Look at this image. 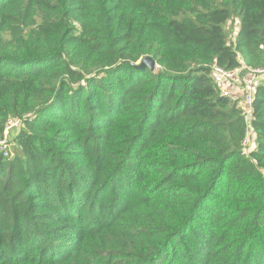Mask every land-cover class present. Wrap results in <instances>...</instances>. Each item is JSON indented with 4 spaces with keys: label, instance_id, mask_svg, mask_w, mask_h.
Here are the masks:
<instances>
[{
    "label": "trees",
    "instance_id": "trees-1",
    "mask_svg": "<svg viewBox=\"0 0 264 264\" xmlns=\"http://www.w3.org/2000/svg\"><path fill=\"white\" fill-rule=\"evenodd\" d=\"M215 65L264 71V0H0V264H264V82Z\"/></svg>",
    "mask_w": 264,
    "mask_h": 264
},
{
    "label": "built area",
    "instance_id": "built-area-1",
    "mask_svg": "<svg viewBox=\"0 0 264 264\" xmlns=\"http://www.w3.org/2000/svg\"><path fill=\"white\" fill-rule=\"evenodd\" d=\"M242 70H237L233 72L226 71L222 69L221 67L215 65L212 67L211 70V77L213 79L214 84L216 85L217 89L221 92V94L225 97L234 99L236 97L239 98V95H234L232 92V86H234V83H232L234 80L238 79L241 76ZM264 71H251L249 74L250 77L248 79H243L242 83V108L244 110V113L248 117L251 113V106L252 102L255 97L256 88L260 82L259 74H263ZM13 126H19L20 129L22 127L21 120H12L5 131V136L3 139L0 138V150L4 153V156H7V149H8V134L9 130ZM247 144H250V140L246 141L244 143V147L247 148ZM251 146L253 144L251 143ZM249 147V146H248Z\"/></svg>",
    "mask_w": 264,
    "mask_h": 264
},
{
    "label": "rangeland",
    "instance_id": "rangeland-1",
    "mask_svg": "<svg viewBox=\"0 0 264 264\" xmlns=\"http://www.w3.org/2000/svg\"><path fill=\"white\" fill-rule=\"evenodd\" d=\"M237 28H238V21L231 22V23H229L226 26V32H227V34L229 35V37L231 39L233 38L234 33L236 32ZM249 77H250V75H247L245 77L241 75L238 79L234 80L232 83H234L235 87H242V83L244 81L243 79L246 80ZM259 77H260V81L264 82V73L263 74H259ZM240 104H242V101H241ZM19 131H20V127L19 126H13L11 128V130H9V134H8V142H9L8 145H9V148L12 147V145L10 144L11 140L19 133ZM250 146H251V140H250V144H247V146H246L247 148H245V149L248 151L249 148H252Z\"/></svg>",
    "mask_w": 264,
    "mask_h": 264
},
{
    "label": "water",
    "instance_id": "water-1",
    "mask_svg": "<svg viewBox=\"0 0 264 264\" xmlns=\"http://www.w3.org/2000/svg\"><path fill=\"white\" fill-rule=\"evenodd\" d=\"M133 66L138 70H142L146 67H148L152 72L156 70V65L152 58H145L139 64Z\"/></svg>",
    "mask_w": 264,
    "mask_h": 264
},
{
    "label": "crops",
    "instance_id": "crops-1",
    "mask_svg": "<svg viewBox=\"0 0 264 264\" xmlns=\"http://www.w3.org/2000/svg\"><path fill=\"white\" fill-rule=\"evenodd\" d=\"M232 92L234 95H239L241 96L242 95V88L241 87H235V86H232Z\"/></svg>",
    "mask_w": 264,
    "mask_h": 264
}]
</instances>
